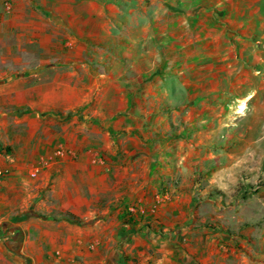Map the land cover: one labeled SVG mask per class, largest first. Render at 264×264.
<instances>
[{
    "label": "crops",
    "instance_id": "crops-1",
    "mask_svg": "<svg viewBox=\"0 0 264 264\" xmlns=\"http://www.w3.org/2000/svg\"><path fill=\"white\" fill-rule=\"evenodd\" d=\"M205 2L0 0V223L49 217L6 224L0 264H264V214L200 185L212 108L199 170L150 137L148 100L243 98L264 65V0Z\"/></svg>",
    "mask_w": 264,
    "mask_h": 264
},
{
    "label": "rangeland",
    "instance_id": "rangeland-1",
    "mask_svg": "<svg viewBox=\"0 0 264 264\" xmlns=\"http://www.w3.org/2000/svg\"><path fill=\"white\" fill-rule=\"evenodd\" d=\"M201 4L202 7H208L205 0H201ZM223 5L224 3H221L217 6ZM235 12L237 13V10H234ZM203 21L207 20L203 18ZM191 38L192 36H187V41L189 42ZM224 53L229 54L228 51H224ZM111 54L114 58L116 54L120 56L121 52H111ZM113 69V66L110 67V70ZM126 69L128 70V68ZM156 70L157 68L154 67L150 72L153 74L150 77V87L154 92L157 90V81L154 79ZM251 71L257 72V75H250L248 81L249 95L243 98L168 100L159 96L148 100L155 109L151 121L154 126L151 139L160 143L171 138V140H176L177 146H179L180 141L187 143L190 147L182 148L179 146L174 150L177 153L186 149L189 161L185 163V167L188 171L200 169V164L193 161L194 156L197 158L200 155H208L206 147L200 145L199 142L205 138H210L207 125L210 128L215 127L213 129L216 130L214 132H216L217 138L229 141V144L222 142L213 149L218 158L211 167L212 170L215 167L217 177L212 180L208 178L209 163L202 164L200 169L202 180L199 181L200 185L203 186H208L212 181V186L216 188L217 194L233 198L236 201L235 206L243 209L246 218L249 213L264 214V65L253 67ZM230 85L231 83H228L226 87ZM235 87L230 86L228 89L237 92L242 91L241 85L237 86L236 84ZM115 101L120 102L121 100L105 99L107 109L117 105L114 103ZM90 102V106H93L94 101L91 100ZM202 107L205 109L212 108L213 113L207 125L199 121L201 117L199 111ZM243 107L244 111H242ZM200 124L203 125L202 136L199 132L201 130ZM167 149V147H160L158 151L165 154ZM160 166L167 169L166 159ZM29 214L45 216L35 210L18 212L6 219L7 222L4 220L0 223V237L7 234L6 224L10 225L16 218L27 220L25 218ZM45 217L49 219V217ZM32 218L43 219L42 217ZM21 245L22 238L14 243L15 247Z\"/></svg>",
    "mask_w": 264,
    "mask_h": 264
},
{
    "label": "built area",
    "instance_id": "built-area-1",
    "mask_svg": "<svg viewBox=\"0 0 264 264\" xmlns=\"http://www.w3.org/2000/svg\"><path fill=\"white\" fill-rule=\"evenodd\" d=\"M64 154L63 150L62 149H58L57 152H56V158H59V157H62ZM9 169L7 168H0V182L3 181L9 174ZM132 212L135 211V209H132L131 210Z\"/></svg>",
    "mask_w": 264,
    "mask_h": 264
},
{
    "label": "trees",
    "instance_id": "trees-1",
    "mask_svg": "<svg viewBox=\"0 0 264 264\" xmlns=\"http://www.w3.org/2000/svg\"><path fill=\"white\" fill-rule=\"evenodd\" d=\"M32 217H42L43 219H48L46 218L45 216H40L39 214H32V215H27L25 219H29V218H32Z\"/></svg>",
    "mask_w": 264,
    "mask_h": 264
},
{
    "label": "bare ground",
    "instance_id": "bare-ground-1",
    "mask_svg": "<svg viewBox=\"0 0 264 264\" xmlns=\"http://www.w3.org/2000/svg\"><path fill=\"white\" fill-rule=\"evenodd\" d=\"M245 109H244V107L242 108V111H244Z\"/></svg>",
    "mask_w": 264,
    "mask_h": 264
}]
</instances>
